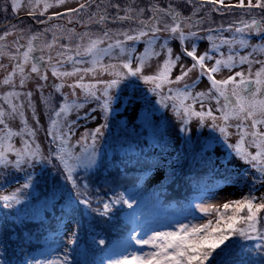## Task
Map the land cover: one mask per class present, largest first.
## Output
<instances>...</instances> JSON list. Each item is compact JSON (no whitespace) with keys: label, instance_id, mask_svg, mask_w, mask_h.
<instances>
[{"label":"rangeland","instance_id":"1","mask_svg":"<svg viewBox=\"0 0 264 264\" xmlns=\"http://www.w3.org/2000/svg\"><path fill=\"white\" fill-rule=\"evenodd\" d=\"M15 2L17 8L13 11V0H0V36L4 35L5 32L10 33L4 40L0 41V51L4 53V55H0V64L5 66L0 68V81H3L7 73L11 71L13 64L16 63L9 57L16 54L17 48L20 49L21 53L25 51L28 41L34 36L38 38L32 40L34 52L31 55L41 67V74L47 75L48 79L40 80L37 74L30 73V66L26 65L25 72L28 78L24 86H20V75L17 73L14 77V88L0 83V97H3L8 91L20 93L19 98H13V100L15 103L23 105L21 109L24 113L23 119L27 121L29 128L36 130L34 138L28 136L25 132L23 140L28 143L34 139L35 143L40 145L41 153L46 158L40 162L41 165L50 168L55 166L50 155L51 145L49 140L54 141L56 149L59 141L54 140L53 136L48 134L50 116L52 111L58 109L64 102V97L67 96L69 102L74 100L78 104H83L82 108L69 113L65 125L61 129L67 133L68 142L73 153H80L82 146L87 145L89 152L94 151L95 159L97 155L100 156L101 148L112 142H115L118 147H130L133 152L141 145L142 141L139 134H147L148 136L152 135L156 143L167 149L170 154H173L176 148H179V152L183 153L185 162L190 163L196 155L198 157L205 156L208 160L204 159V161L205 163L211 162L210 169L214 174L223 175L227 172L232 176L244 174V181L252 184L255 181L256 189L261 184L258 180L259 173L256 168L235 157L232 149L228 148L227 144L223 142L220 133L210 127L211 120L206 119L201 125L197 117H191L189 122L183 126L181 120L173 112V101H165L167 107H162L160 103H157L161 97L150 91L153 87L152 84H145L136 77H128L122 81L115 89L110 90V93L118 99L113 101L109 112L105 116L99 106L100 100L86 99L84 92L79 87L71 88L68 85L77 83L78 78L83 76V80L79 82L95 84L97 96H100L104 87L102 82L112 77L106 71H100L97 68L96 74L80 72L76 76L57 78L52 76L48 58L52 57L51 63L56 65L57 70L60 72H71L74 66L79 68L91 67L87 63L91 57L75 55L76 46L80 45L81 50H83L90 39L99 38L104 41L103 44L99 45L100 47H107L109 43H113L117 39L123 41L126 49H135L133 52V60H135L136 56L144 52L148 37H142L135 42L125 41L119 33L128 32L135 35L136 33L131 30L141 27L136 18L148 20L149 17L153 16L150 9L154 7L169 9V6H171V10L180 14L179 19L182 21V29L185 34L195 32L197 35L188 37L181 44L178 36L171 32L161 31L157 33L153 48L159 55L153 56L148 61L144 68L145 74H154L157 66L162 65L164 60L169 58L167 48H171L173 59L177 55L181 57L177 62V66L172 69L170 78L174 79L176 75L180 74L179 66L181 64L185 69L191 67L193 61L184 54L183 49L191 50L192 45L195 44L197 55L207 51L208 55L212 57V59L206 60V66L209 68L215 64L217 59L227 58L228 56H233L237 60L240 56H249L253 61L251 65L237 62L232 69L221 66L220 71L213 74L215 79H226L230 75L234 76L235 72L238 71L243 72L248 78H254L255 71L261 67L255 61H264V52L259 50V47L264 45V34H257L254 31L237 33L234 29L243 27L240 23L242 20L250 22L255 19L264 23V10L259 8H229L221 4L213 5L208 0H191V2L189 0H63V3H59L58 0H40L39 3H37V0H15ZM45 3L50 7L45 8ZM237 3L238 0H225V4L235 5ZM245 3H247V0H245ZM253 3H255V0H253ZM81 4L86 5L85 8L80 9ZM117 5L118 7H116ZM73 8L77 9L75 13L69 11ZM125 9H131V11L126 13ZM140 9H144L142 15L139 13ZM126 14L134 17V19H117L118 16H125ZM101 15L106 18L103 22H98ZM157 15L161 17V23L158 26L162 29L165 24L172 25L173 20L169 13L161 12ZM69 29H74V33H70ZM106 31L109 33L107 37L104 36ZM84 33L88 35L81 39ZM208 36L213 37L214 42L218 45L217 49H212V42L207 39ZM234 38L237 41L240 39L246 40L248 46L242 47L239 43L231 45L222 43L223 40L231 41ZM47 44H52V47L47 48ZM61 45H67L68 47L65 49ZM160 45H165V47H160ZM253 45L256 46L257 50L254 51ZM118 51V49H113L112 57L104 56L101 61L102 64L120 63V59H123V57L116 58ZM58 52H66L67 55L72 56L73 60H83L84 63L74 65L64 56L58 57ZM41 53L46 56H41ZM40 57L44 59L41 60ZM17 59H19V56H17ZM133 67H135V63H133ZM249 69L253 74L252 77H249ZM239 79V77H236L237 81ZM192 81H196L194 87ZM185 83L189 85V90L193 93L206 92L211 86L207 75L201 74L200 70L196 69L179 85H165L158 91L165 96L171 95L168 92L169 87H179L183 90ZM58 84L64 85L60 91H56L53 87ZM29 92L31 93L30 98L25 95ZM44 98H47V104L44 102ZM185 103H192L196 111L201 110L199 99L194 103L190 100L185 101ZM203 103L204 111L210 108L214 115H220L216 111V100H205ZM222 103L223 100L221 99ZM0 106L5 109L8 107L3 99H0ZM104 123H107L108 126L102 129V135L97 136L94 148L92 147L91 138L81 139L83 134ZM231 123L228 144H235L238 138L235 127L237 122L232 121ZM9 125L14 131H19L24 127L19 117L10 120ZM182 126L186 131H180ZM209 142L213 143V147L203 151V146ZM12 144L17 149L23 147L20 136L13 137ZM249 151L255 153L256 149L249 148ZM210 152L211 154H209ZM85 155L87 156V153ZM49 157L51 163L48 162L47 158ZM165 157L167 156L165 155ZM9 159H15L14 155L9 153ZM233 165L235 169L230 171V167H233ZM27 166L22 165L21 168H29ZM31 167H34V170L38 169L35 162ZM11 169L13 168H0V195L10 194L22 184H13L10 179V176L13 175ZM166 176L167 172L165 170L157 169L152 175L143 180L138 189L133 191V203L138 205V207L134 206L137 208L134 228L132 234L114 249L113 261L123 259L125 256L129 258L133 255L143 257L156 251L151 243L137 244L132 239L134 236L141 240H150L156 232H175L180 229L181 225L191 227L192 225L207 224L209 221L214 224L217 218L216 208H210L207 214L201 209L214 205L221 211L224 203L239 200L247 190L246 186L242 190L234 183L232 185H220L211 189L209 192H213V194L209 197L205 196L200 203L198 202V206L180 207L177 200H163L155 193L157 189H153L155 186L158 187ZM48 179H50V175L46 171L40 176L33 177L30 187L22 190V192L26 191L31 194L30 204L27 205L32 206L35 210L38 205L46 206L48 204L46 201L49 190L48 183L50 182ZM260 189L258 196L264 195V183ZM75 229L74 223L65 225L64 232L54 240L52 247H50L52 251L45 258L44 264H49V261L53 260L57 261L58 264L59 262L70 264L69 250L72 246L70 240H72ZM155 242L162 243V241Z\"/></svg>","mask_w":264,"mask_h":264},{"label":"snow or ice","instance_id":"2","mask_svg":"<svg viewBox=\"0 0 264 264\" xmlns=\"http://www.w3.org/2000/svg\"><path fill=\"white\" fill-rule=\"evenodd\" d=\"M40 0H37L39 3ZM59 3H63V0H58ZM191 2V0H189ZM209 3L221 4L225 7H237V8H259L264 10V0H238L235 5L225 4V0H208ZM86 5L81 4L80 9L85 8ZM44 7H50L47 3ZM118 7V5L116 6ZM13 11L16 10L17 4L13 0L12 4ZM153 12V16L149 17L148 20L137 19V23L141 26L137 29H132L135 35L129 34L128 32L119 33L124 37L125 41H137L142 37H148L146 40V47L144 52L135 57L133 60V52L135 49H126L123 41L117 39L113 43H109L107 47H100L103 44V40L90 39L88 43L81 50V46H76L75 55L76 56H88L91 59L87 62L91 67L73 68L71 72H60L57 70V66L51 63L52 57L48 58L49 66L51 67L52 76L57 78L62 77H72L76 76L77 73L83 72L85 74L92 73L96 74L97 68L100 71H106L111 79L103 81L104 84L102 95L97 96V90L95 84H83L79 81L83 80V76L78 78V82L75 84H69L71 88L79 87L85 94L87 98H94L100 100V108L102 112L106 114L109 112L112 103L118 97L110 93L111 89H115L118 85L122 83L128 77H136L142 80L145 84H152L153 87L150 91H153L156 95L160 96V103L162 107H167L165 101H173L172 109L178 119L181 120L182 125H186L191 117H197L203 125L206 119L211 120L210 127L213 130H217L220 133L223 142L227 144V147L232 149L235 157L238 158L243 163L249 164L250 166L256 168L259 173L258 180L260 183H264V61H255L259 63L261 67L257 69L254 73V78H248L243 72H235L234 76L230 75L226 79L217 80L214 77V73L220 71L221 66L227 69H232L238 62L240 64L251 65L253 61L249 56H240L237 58L233 56H228L227 58L217 59L212 67L206 66V60L212 59L208 55V52L201 55H197V50L195 44L192 45L191 50L187 48L183 49L184 54L190 57L193 61L191 67L185 69L181 64L180 74L176 75L174 79H171L172 69L177 66V62L181 59L177 55L174 59L172 58V49L167 48L168 59H165L162 65L157 66V70L154 74H145L144 68L148 61L153 57L159 55L153 48L154 41L156 40V34L161 31H168L174 35H177L181 44H183L188 37H195L197 33L189 32L185 34L182 29V21L179 19L180 14L169 9H161L159 7H154L150 9ZM70 12L75 13L77 9H69ZM131 9H125V12H129ZM144 9H140L139 13L142 15ZM165 12L172 16V25H164L162 29L158 25L161 23V17L157 15L158 13ZM105 16L101 15L98 22H103ZM119 20H131L134 17L125 15L118 16ZM71 23V21H69ZM243 27H236L234 30L237 33H242L244 31L256 32L257 34H264V23L252 19L248 21H240ZM74 29H69L70 33H74ZM10 35L9 32H5L4 35L0 36V41L4 40L6 36ZM84 33V36H87ZM109 33L106 31L104 36L107 37ZM34 36L28 41V45L25 51L22 53L20 49H16V54L10 56L9 58L16 63L13 64L11 71L7 73L3 81H0L3 85H8L10 87H15L14 77L19 73L20 86H24L26 79L28 78L25 72V66H30V73H35L39 76L40 80H47V75L41 74V67L35 62L31 53L33 52L32 40L37 39ZM70 38V37H69ZM207 39L212 42V49H217L218 45L214 42L212 36H208ZM55 42V41H54ZM222 43L233 44L239 43L240 46H248V42L244 39L231 41L223 40ZM47 48H51L52 44H47ZM62 48L67 49V45H61ZM160 47H165V45H160ZM254 51L257 50L256 46H252ZM113 49H118L116 58L120 59L118 64H102V58L104 56H113ZM261 52H264V45L259 47ZM0 55H4L0 51ZM19 56V59H17ZM57 56H64L68 61H71L74 65L84 63L83 60H73L72 56L67 55L66 52H58ZM43 60V57H40ZM135 63V67H133ZM5 66L0 64V68ZM199 69L201 74H205L210 82V88L206 92H195L189 90V85L184 84L183 90L179 87H169L168 92L171 95H162L159 89H162L165 85H179L181 82L185 81L189 74L194 70ZM251 69H249V77H252ZM239 77V81L236 80ZM198 79V78H197ZM196 81H192V86L194 87ZM251 85V87H249ZM56 91H60L63 84H58L53 86ZM27 97H31V93L25 94ZM75 95V93H73ZM20 93L16 91H8L0 99L4 100L7 104V109L0 106V168L12 167L17 171L21 170L22 165L32 166L33 162H41L46 158L43 156L40 150V145L35 143L33 139L31 142L25 143L23 140V135L26 132L28 136L35 137L36 130L29 128L27 121L23 119L24 113L21 111L23 108L22 104H17L14 102L13 98H19ZM199 99L201 103V110L196 111L192 103H185V101L190 100L193 103ZM216 100L217 108L216 111L220 113L219 116L214 115L213 111L209 108L204 111V101L205 100ZM221 99L223 103L221 104ZM44 102L47 104V98H44ZM83 104H78L76 101H68L67 96L64 97V102L59 106L58 109H54L50 116V124L48 129V134L53 136V139L59 141L57 145V150L54 155L56 160L59 162L60 166L64 169L66 174V179L72 184L73 188L76 187V182L73 179L72 173L77 167H90L95 163V153L94 151L89 152L88 146L84 145L81 148L80 153H73L71 151V145L68 142L67 133L63 132L61 129L67 121V116L73 110L82 108ZM17 117L21 118L24 127L19 131H14L9 125L10 120H15ZM95 118V117H93ZM232 121H236L235 127L237 129V140L235 144H228V137L230 135L229 128L232 127ZM107 123L101 124L99 127L92 129L82 135V140H87L91 138L92 147L94 148L96 138L98 135H102V129L106 128ZM70 130V129H69ZM180 131H186L182 126ZM20 136L21 143L23 147L17 149L12 144V138ZM213 147V143L209 142L205 144L202 148L203 151ZM249 148H255V153L249 151ZM9 153L14 155L15 159H9ZM87 153V156L85 155ZM48 162L51 163L50 157L47 158ZM86 161V163H85ZM32 183V176L29 174L26 177L24 183L21 184L19 188L7 195H0V201H3V207L11 208L13 205L21 204V198L19 193L23 189L30 187ZM255 181L253 183V186ZM87 187V185H85ZM58 189H54L51 193L50 199L56 201ZM60 199L63 200L64 197L62 193L60 194ZM258 198L255 195L250 194L244 196L240 200L229 201L222 205L224 212H221L217 206H209L208 208H202L201 211L208 213L210 208H216V222L213 225L211 221L207 224L202 225H181L180 229L175 232H156L150 240H141L137 237H132L137 244H149L156 249V251L147 254L143 257L133 255L131 258L125 256L123 259H117L111 264H216V258L222 255L221 246L225 248L228 247V243L232 237H239L244 240H260L264 241V231L261 230L260 225L264 224V196ZM76 203L71 199L65 201V206L62 208V213L67 216L69 221L73 219L72 213L76 210ZM80 204H87V201H79ZM123 203L129 208L132 204L128 199H125L123 193L117 194L111 201L103 203V213L107 214L112 204ZM99 211V210H97ZM231 212L229 215L228 212ZM243 213V214H242ZM19 219V218H18ZM5 239H11V234L6 233ZM5 239H0V245L6 248ZM155 241H162V243H156ZM104 241L101 240L100 243ZM70 243H75L74 240H70ZM256 248L264 247V244H258ZM0 264H9L8 260L0 261ZM49 264H58L57 261H49ZM59 264H64V262H59ZM243 264V262H241Z\"/></svg>","mask_w":264,"mask_h":264},{"label":"trees","instance_id":"3","mask_svg":"<svg viewBox=\"0 0 264 264\" xmlns=\"http://www.w3.org/2000/svg\"><path fill=\"white\" fill-rule=\"evenodd\" d=\"M139 138L141 145L133 152L130 147L121 148L115 142L102 147L94 164L90 167H77L72 173L75 188L66 179L64 169L54 155H51L54 168L35 162L38 166L35 170L34 167L21 168L19 171L11 169L14 176H10V179L13 184L24 183L29 174L33 178L47 171L50 175L46 198L48 204L33 209L27 205L30 204L31 194L26 191H21L19 195L21 204H14L11 208L3 207V201H0V239H5L6 233L11 234V239H5L6 248L0 245V261L8 260L9 264H44V256L52 251L50 247L54 240L64 232L65 225L74 223L76 229L72 240L75 243H72L69 250L70 264H111L114 247L128 238L134 228L138 205L133 203L132 193L157 169L165 170L167 176L158 187L153 188L157 189L155 193L166 201L177 200L180 207L198 206V202L205 196L213 194L209 192L211 189L233 183L242 190L246 186L247 190L240 199L249 195L250 190L258 198L257 202L264 196H258L263 183L256 189L255 184L253 186L244 181V174H214L210 169L211 162L205 163L204 159L208 160L205 156L196 155L188 163L179 148L170 154L156 143L152 135L139 134ZM49 144L50 154L55 153L57 149L52 139ZM234 169V165L230 167V171ZM54 189L59 190L56 201L50 199ZM61 193L63 200L60 199ZM119 193L124 194L132 207L123 203L112 204L110 211L102 214L103 203L111 204ZM68 199L77 202L76 210L72 213L74 218L70 221L62 213ZM79 201L88 203L80 204ZM261 215L264 216V213ZM260 227L264 231V224ZM101 240L104 242L100 243ZM227 243V248L221 246L218 250L222 251V255L216 258V264H264V247H255L264 244V241L232 237Z\"/></svg>","mask_w":264,"mask_h":264},{"label":"flooded vegetation","instance_id":"4","mask_svg":"<svg viewBox=\"0 0 264 264\" xmlns=\"http://www.w3.org/2000/svg\"><path fill=\"white\" fill-rule=\"evenodd\" d=\"M33 52H34V51H33ZM41 56H46V55L41 53Z\"/></svg>","mask_w":264,"mask_h":264},{"label":"water","instance_id":"5","mask_svg":"<svg viewBox=\"0 0 264 264\" xmlns=\"http://www.w3.org/2000/svg\"><path fill=\"white\" fill-rule=\"evenodd\" d=\"M249 87H251V85H249Z\"/></svg>","mask_w":264,"mask_h":264}]
</instances>
